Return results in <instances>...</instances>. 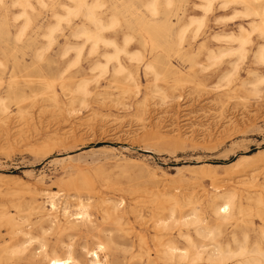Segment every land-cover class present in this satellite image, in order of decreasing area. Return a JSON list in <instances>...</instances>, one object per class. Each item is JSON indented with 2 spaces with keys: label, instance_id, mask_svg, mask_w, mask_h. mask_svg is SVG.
<instances>
[{
  "label": "rangeland",
  "instance_id": "obj_1",
  "mask_svg": "<svg viewBox=\"0 0 264 264\" xmlns=\"http://www.w3.org/2000/svg\"><path fill=\"white\" fill-rule=\"evenodd\" d=\"M260 53L264 0H0V211L23 231L0 246L30 239L0 264H47L46 254L89 264L99 243L103 264H173L156 250L147 203L171 195L178 221L161 242L186 252L174 264H232L217 260L227 244L255 255ZM226 188L241 202L231 223L207 204ZM194 208L201 221L186 217Z\"/></svg>",
  "mask_w": 264,
  "mask_h": 264
},
{
  "label": "bare ground",
  "instance_id": "obj_2",
  "mask_svg": "<svg viewBox=\"0 0 264 264\" xmlns=\"http://www.w3.org/2000/svg\"><path fill=\"white\" fill-rule=\"evenodd\" d=\"M246 41H247V38H244L241 40V43L244 44V43H246ZM260 58H261V60H264V59H262L261 53H260ZM262 166H264V165H262ZM236 167L240 171L242 166L240 163H238ZM260 168L261 167H258V169H260ZM261 169H264V168H261ZM255 170L256 169H252V170H249V172H247L248 174L246 176H250L249 179L251 182L253 181V176H254L253 174H254ZM241 184H243V183H241ZM215 188H216V186H215ZM234 189L233 188H226V190L223 193L219 194L220 192L219 193L217 192V193L211 194L209 196V198H207V204L212 207L213 214L217 220L222 221V222L231 223V220H233L235 218V214L241 213V202H240L239 198L236 197V191ZM133 193H136V192H133ZM154 199L155 200H151V201L148 200L147 203H149V206L151 207L150 209H151L152 213H154L153 214V220H154L153 221V223H154L153 229L155 231L154 232V242L156 241V250L159 253L160 258H162L163 260H167V261L174 264L178 261V259L181 256H185L186 252H182L180 254H177V256H176V253L179 251V249L176 247L175 241L173 240V238L170 237L167 239L166 242L165 241L161 242V239H162L161 235H162V231L168 230V228H170L171 226H174L178 221V218L176 217V214H175L176 213V207L178 205V198H176L175 195H171L169 197V199H167V198L161 199V198H157V197ZM246 199L250 200L249 197H246ZM131 200L133 203L132 204L133 206L130 207L131 213H132L134 219H136V221H139L140 215H139L137 208H136L137 204L140 202L139 198L134 197ZM167 201L169 202L168 207L163 205V203L167 202ZM254 201L256 203H258L259 205H261L262 207H264V200H261L260 197L256 196V198H254ZM144 202H146V201H144ZM11 205L12 206H18L13 201L11 202ZM50 206H51V209H54V204L52 202H50ZM35 209H37V208H35ZM165 209L168 211L167 216L163 215V210H165ZM116 210H117V208L115 206H113L112 212L115 213ZM85 214H86V211H84V210L79 212V213H76L78 218H81V219L86 216ZM186 217H191L192 222L201 221L199 214L197 212V209H195V208ZM115 219L117 221H119V217H115ZM39 220H40L39 222H42L43 221L42 217H40ZM67 224L70 227H75V225L72 222H70L69 220L67 221ZM120 225H122V224H120ZM18 226L19 225L14 221V218L10 214V212H8L6 210L0 211V240L4 239L5 236H8L9 238H12L13 240H15L14 235L17 232L23 233L22 230L18 231ZM3 227H6V229H5L6 232L2 231ZM209 233H210V230H209ZM170 234H171V232H170ZM24 235H27V232H25ZM259 235L262 239V242H264V229L260 230ZM135 237L138 241V245H139L140 249H142V251H143L144 250L143 247H145V241L142 239V235H140L138 233V234H136ZM29 241H30V239L28 238L26 240H23L22 242H19L18 244L14 245L12 247H8L6 245L0 246V259L2 258L1 252L5 253L9 250L11 252H13V250L16 251V248L20 249L22 251L25 250L27 247V243H29ZM231 241H233L235 244L237 243V240L235 238L234 233H232ZM226 247L227 248L225 250L224 249H218L217 250V252L219 253V255L217 256L218 262H225V261L233 259L234 261L232 264H264V247H261V245L259 243H256V246L254 247L253 250L251 249L255 255L250 256V257L246 256V254L249 253V251L244 245L238 246L237 248H232L230 244H227ZM103 249H104L103 244L99 243L95 249H92L89 252V254L91 256L89 264H103V262H101L99 260V255H98V252L102 251ZM252 251H251V253H253ZM136 255H132V257H134ZM32 256L35 257L34 254H32ZM45 256L47 258V264H70V263L78 264V263L74 262L71 259V257L61 259V258H58L57 256H49L47 254ZM193 260H195V259H193Z\"/></svg>",
  "mask_w": 264,
  "mask_h": 264
}]
</instances>
